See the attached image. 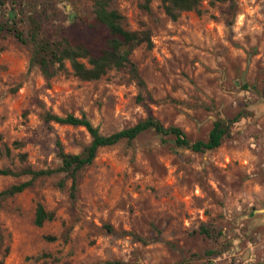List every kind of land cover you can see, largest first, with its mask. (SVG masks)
<instances>
[{"label": "rangeland", "instance_id": "374dc122", "mask_svg": "<svg viewBox=\"0 0 264 264\" xmlns=\"http://www.w3.org/2000/svg\"><path fill=\"white\" fill-rule=\"evenodd\" d=\"M27 39L0 30V168L59 165L56 141L79 152L80 126L44 113L83 114L108 134L148 116L204 139L233 118L208 151L176 147L152 130L98 148L72 188L61 172L0 200V264H264V0H200L170 19L160 0H112L124 28L147 30L130 66L95 80L65 70L45 80L29 65L28 33L97 49L107 32L88 0H3ZM30 179L0 175V190ZM51 218L37 226L36 204ZM208 230L209 235L199 231ZM142 239V240H139Z\"/></svg>", "mask_w": 264, "mask_h": 264}, {"label": "trees", "instance_id": "16d2710c", "mask_svg": "<svg viewBox=\"0 0 264 264\" xmlns=\"http://www.w3.org/2000/svg\"><path fill=\"white\" fill-rule=\"evenodd\" d=\"M94 20L102 25L107 36L103 46L91 49L82 43L69 42L66 38L50 39L39 35L36 26H32L28 33V40L31 43L29 65L35 66L41 76L47 80L57 72L65 70V62L71 73L81 80H95L102 76L109 69H119L130 66L135 73L133 63L129 60L131 49L141 42H146V46L151 45L147 30L135 31L124 28L122 15L114 9L112 0H88ZM200 0H160L163 12L172 20L176 19L181 11L199 12ZM4 2L0 0V11H3ZM13 12H7L4 22L0 23V30H7L20 41L27 39L22 35V31L17 28L13 21ZM43 120L53 121L60 124L82 127L89 136V141L82 146L79 152L70 153L63 150L60 143L56 141V155L59 158V165L55 168L32 169L24 167L18 171L9 168H0V175L17 176L20 174L30 175V179L0 190V200L23 190L31 183V180L39 176L51 175L61 172L70 178L73 188L77 172L84 166L90 164L95 157L98 148L113 145L119 140L130 141L141 132L152 130L161 135H171L176 147L186 148L193 152H204L216 148L223 137L228 134L230 123L236 120L233 118H217L212 121L204 139L189 140L185 133L177 126H163L158 120L148 116L139 120L131 126L102 134L98 128L83 115H64L44 113ZM51 214L45 212L42 205L37 203L34 210L33 222L39 226L44 220L50 219ZM199 231L204 235H209L208 230L200 227ZM142 240V239H139Z\"/></svg>", "mask_w": 264, "mask_h": 264}]
</instances>
